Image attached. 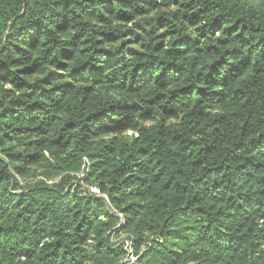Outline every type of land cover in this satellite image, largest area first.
I'll return each instance as SVG.
<instances>
[{
  "label": "trees",
  "instance_id": "obj_1",
  "mask_svg": "<svg viewBox=\"0 0 264 264\" xmlns=\"http://www.w3.org/2000/svg\"><path fill=\"white\" fill-rule=\"evenodd\" d=\"M126 240L264 264V0H0V264Z\"/></svg>",
  "mask_w": 264,
  "mask_h": 264
},
{
  "label": "built area",
  "instance_id": "obj_2",
  "mask_svg": "<svg viewBox=\"0 0 264 264\" xmlns=\"http://www.w3.org/2000/svg\"><path fill=\"white\" fill-rule=\"evenodd\" d=\"M89 191L94 194L99 193L98 189L95 186H90ZM124 249L126 251V257L124 258L121 264H135L136 257L132 253L131 241H125Z\"/></svg>",
  "mask_w": 264,
  "mask_h": 264
},
{
  "label": "rangeland",
  "instance_id": "obj_3",
  "mask_svg": "<svg viewBox=\"0 0 264 264\" xmlns=\"http://www.w3.org/2000/svg\"><path fill=\"white\" fill-rule=\"evenodd\" d=\"M83 187H85V186H83Z\"/></svg>",
  "mask_w": 264,
  "mask_h": 264
}]
</instances>
